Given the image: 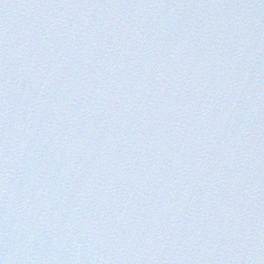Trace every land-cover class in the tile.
Masks as SVG:
<instances>
[{
	"label": "water",
	"instance_id": "1",
	"mask_svg": "<svg viewBox=\"0 0 264 264\" xmlns=\"http://www.w3.org/2000/svg\"><path fill=\"white\" fill-rule=\"evenodd\" d=\"M0 264H264L100 0H0Z\"/></svg>",
	"mask_w": 264,
	"mask_h": 264
}]
</instances>
